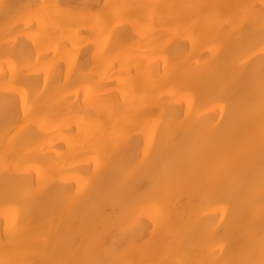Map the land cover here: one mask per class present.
Instances as JSON below:
<instances>
[{
  "label": "bare ground",
  "instance_id": "6f19581e",
  "mask_svg": "<svg viewBox=\"0 0 264 264\" xmlns=\"http://www.w3.org/2000/svg\"><path fill=\"white\" fill-rule=\"evenodd\" d=\"M0 264H264V0H0Z\"/></svg>",
  "mask_w": 264,
  "mask_h": 264
},
{
  "label": "snow or ice",
  "instance_id": "6c2138e0",
  "mask_svg": "<svg viewBox=\"0 0 264 264\" xmlns=\"http://www.w3.org/2000/svg\"><path fill=\"white\" fill-rule=\"evenodd\" d=\"M99 48H100V50L102 51L103 50V47H102V45L101 46H98ZM28 110V108H27V105L25 106V111H27Z\"/></svg>",
  "mask_w": 264,
  "mask_h": 264
}]
</instances>
